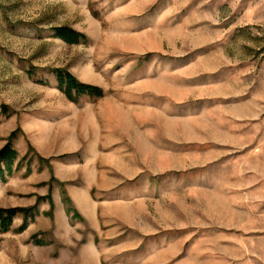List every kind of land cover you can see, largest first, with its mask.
Returning a JSON list of instances; mask_svg holds the SVG:
<instances>
[{"label":"rangeland","instance_id":"rangeland-1","mask_svg":"<svg viewBox=\"0 0 264 264\" xmlns=\"http://www.w3.org/2000/svg\"><path fill=\"white\" fill-rule=\"evenodd\" d=\"M13 132L0 264H264V0H0Z\"/></svg>","mask_w":264,"mask_h":264},{"label":"trees","instance_id":"trees-1","mask_svg":"<svg viewBox=\"0 0 264 264\" xmlns=\"http://www.w3.org/2000/svg\"><path fill=\"white\" fill-rule=\"evenodd\" d=\"M54 35L60 38L64 42L74 45L80 44L86 39L84 33L77 31L76 29L61 26L53 29ZM57 76V88L71 101L79 103L80 100L85 97L101 98L104 96V89L100 86L85 83L80 81L72 72L68 70L58 69L54 71ZM33 71L30 70L32 76ZM3 112H6L3 109ZM16 135L13 132L9 141L0 149V179L3 182L7 181L9 176H12L14 172L21 167V161L16 163L19 158L18 150H16L12 144V139ZM26 158V157H24ZM31 160L27 166V173H31ZM30 209L22 207H3L0 206V232L6 233L12 230L15 224V218L19 214H24V221L18 228V232H24L28 229L31 222L34 221L35 216L30 215Z\"/></svg>","mask_w":264,"mask_h":264},{"label":"crops","instance_id":"crops-1","mask_svg":"<svg viewBox=\"0 0 264 264\" xmlns=\"http://www.w3.org/2000/svg\"><path fill=\"white\" fill-rule=\"evenodd\" d=\"M5 142L6 141H2V142L0 141V149L4 146ZM19 152H21L20 154H22V155L24 154L22 151H19ZM45 156H51V154H48V155H45Z\"/></svg>","mask_w":264,"mask_h":264}]
</instances>
